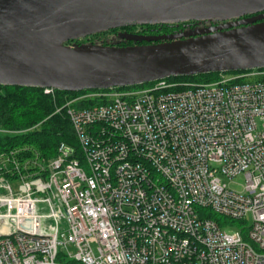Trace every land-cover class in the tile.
Listing matches in <instances>:
<instances>
[{
  "label": "built area",
  "instance_id": "2783aa9c",
  "mask_svg": "<svg viewBox=\"0 0 264 264\" xmlns=\"http://www.w3.org/2000/svg\"><path fill=\"white\" fill-rule=\"evenodd\" d=\"M63 100L75 143L0 151V264H264V70Z\"/></svg>",
  "mask_w": 264,
  "mask_h": 264
},
{
  "label": "water",
  "instance_id": "95a60500",
  "mask_svg": "<svg viewBox=\"0 0 264 264\" xmlns=\"http://www.w3.org/2000/svg\"><path fill=\"white\" fill-rule=\"evenodd\" d=\"M262 18L264 0H0V85L77 93L264 69ZM212 20L221 24L155 44H66L131 24Z\"/></svg>",
  "mask_w": 264,
  "mask_h": 264
},
{
  "label": "trees",
  "instance_id": "16d2710c",
  "mask_svg": "<svg viewBox=\"0 0 264 264\" xmlns=\"http://www.w3.org/2000/svg\"><path fill=\"white\" fill-rule=\"evenodd\" d=\"M261 14L258 12L244 18H255ZM259 21H264V18ZM219 23L220 21L218 20H212L161 25L131 24L119 29L97 32L87 37L71 40L66 44L78 48L84 47L81 40L90 41L91 46L96 45L93 40H105L100 43L101 46L134 47L164 41L157 39L158 37L178 35L195 31L203 26H216ZM123 33H126L128 37H124ZM111 38H115L117 42L106 41ZM244 72L248 71L170 77L168 80L206 84L218 81L222 74L237 75ZM148 84L133 87L147 86ZM84 92L69 93L57 91L56 95L53 96L45 93L42 88L0 85V128L20 132L12 136L3 137L0 135V151L10 148L20 149V154H25L26 157L30 158L38 156L45 162L44 164H47L48 161L55 157L57 147L61 142L75 143L69 117L65 111L55 113L57 107L63 104L64 95L72 97ZM217 222L221 224L218 219Z\"/></svg>",
  "mask_w": 264,
  "mask_h": 264
},
{
  "label": "rangeland",
  "instance_id": "374dc122",
  "mask_svg": "<svg viewBox=\"0 0 264 264\" xmlns=\"http://www.w3.org/2000/svg\"><path fill=\"white\" fill-rule=\"evenodd\" d=\"M199 28H201V27H199ZM93 41H95V43H96L95 46H101L100 43H103L105 40H93ZM106 41L107 42H112V43L117 42V40L115 38L107 39ZM81 43H82V45L84 47H87V48L91 47L90 41H88V40H81ZM221 179H222L224 184L230 186L232 189H235V190H238V191H242V181H243L242 175L237 177L234 180L233 179L230 180L229 178H227L225 176H222ZM238 184H240V185H238ZM202 213L206 214L207 216L211 217L212 219H214L216 221H217V219L220 220V223H225L226 221H228L225 217H223L221 215H218V214H215L209 208H203L202 209ZM252 221H253L252 220V216L249 215L248 216L247 225L251 224ZM231 224H233V225H230V226H227V227L224 228L229 233H232V232H235V231H239L242 228V224H240L239 222L235 221V222H232Z\"/></svg>",
  "mask_w": 264,
  "mask_h": 264
},
{
  "label": "flooded vegetation",
  "instance_id": "af4514ba",
  "mask_svg": "<svg viewBox=\"0 0 264 264\" xmlns=\"http://www.w3.org/2000/svg\"><path fill=\"white\" fill-rule=\"evenodd\" d=\"M203 27H212V25H209V26H203Z\"/></svg>",
  "mask_w": 264,
  "mask_h": 264
}]
</instances>
